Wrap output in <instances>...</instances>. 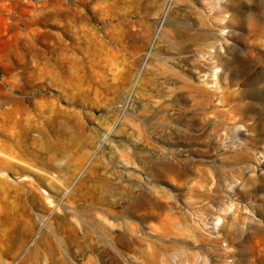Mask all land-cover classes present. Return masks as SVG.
Listing matches in <instances>:
<instances>
[{"label": "rangeland", "instance_id": "1", "mask_svg": "<svg viewBox=\"0 0 264 264\" xmlns=\"http://www.w3.org/2000/svg\"><path fill=\"white\" fill-rule=\"evenodd\" d=\"M64 224L123 234L102 264H264V0H0V264H101Z\"/></svg>", "mask_w": 264, "mask_h": 264}, {"label": "bare ground", "instance_id": "2", "mask_svg": "<svg viewBox=\"0 0 264 264\" xmlns=\"http://www.w3.org/2000/svg\"><path fill=\"white\" fill-rule=\"evenodd\" d=\"M39 137L41 138V140H44V143L43 144L38 143L35 151L28 150V147H26V151L28 150V152L34 158L38 159L39 164L44 167L43 170L39 171V174L42 177V181L47 183L49 186L59 185L57 173H61L63 171L64 168L63 161L69 160V158L71 157L70 155L73 148V144L71 143L72 140L69 141L66 145L61 146V145L51 144L46 139V136L43 133H40L38 138ZM36 143L37 140L34 139L33 144L35 145ZM6 163L8 162H5V164ZM55 172L57 173L55 174ZM32 188L37 195H42V193L39 192L40 191L39 187H37L35 183H33ZM48 198L49 196L45 197V202H47V200L49 202ZM48 206L50 205L48 204ZM67 228L68 225H65V228L62 229V233L59 234V237L55 238V244L53 243L50 247L52 254L56 257H58L56 249L59 250L60 246H64L67 252L70 253L72 251V247L76 245V247L79 246L85 248L86 250H90L91 252L98 255L99 258L98 262H101L102 264L105 262L106 259V257L104 256H106L107 253H111V254L114 253L115 249L118 248L119 242L124 239V236L123 234H121V232L106 231L104 225L103 226L97 225L96 233H92V232L81 233L82 234L81 240L78 238V236L72 233L75 229H73V231L71 230L72 231L71 232ZM54 260H57V258H54ZM65 260H61V264H68Z\"/></svg>", "mask_w": 264, "mask_h": 264}]
</instances>
